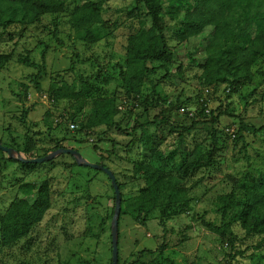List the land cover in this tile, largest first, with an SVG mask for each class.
Wrapping results in <instances>:
<instances>
[{"label": "rangeland", "instance_id": "rangeland-1", "mask_svg": "<svg viewBox=\"0 0 264 264\" xmlns=\"http://www.w3.org/2000/svg\"><path fill=\"white\" fill-rule=\"evenodd\" d=\"M90 1L104 0H69L61 13L44 16L38 23H15L7 30L0 29V54L12 55L9 64L0 70V142L11 146L23 159L43 157L60 145L76 150L91 165L108 168L119 184L121 212L144 188L143 182L132 178L134 163H149L178 179L187 203L181 206L180 216L166 221L165 230L162 201L146 227L136 224L129 214L120 213L118 264L153 262L158 254L150 255L148 251L160 249L163 244L165 255L177 264H264V246L258 248L259 237H248L238 223L230 228L234 248L247 253L235 261L228 258L230 236L222 239L202 223L221 225L220 196L239 192L248 181L264 182V130L251 129L264 127V61L254 67L250 85L236 91L224 85L206 94L199 66L213 27L208 25L200 36L178 45L177 35L193 3L164 0L167 37L180 64L150 65L156 71L146 77L142 98L125 105L115 120L128 135L105 127L84 129L94 100L113 96L121 99L127 39L151 23L144 15L132 19L128 16L137 0H106L104 22L98 27L103 39L84 44L75 39L71 15L76 5ZM249 26L251 32L264 27V10L251 18ZM25 57L39 68L20 64L19 58ZM39 72L42 76L36 78ZM87 80L92 91L81 114L73 111L69 101L56 103L49 95L53 83L79 85ZM155 93L164 100L151 107ZM25 109H30V114L23 124ZM225 110L233 111L234 118L223 116L213 123L211 112L216 116ZM241 121L248 127L243 132L246 146L230 134L234 131L236 135ZM71 122L77 126L73 132L67 127ZM143 132L159 141L156 155L151 156L140 143ZM196 149L203 153L213 150L212 164L184 176L181 166L191 161ZM9 159L6 153L0 154V215L16 199L34 201L35 196L21 188L26 184L39 187L49 181L52 205L25 240L11 247H3L0 240V264H112L116 196L109 177L78 165L74 157L67 155L33 170Z\"/></svg>", "mask_w": 264, "mask_h": 264}, {"label": "trees", "instance_id": "trees-1", "mask_svg": "<svg viewBox=\"0 0 264 264\" xmlns=\"http://www.w3.org/2000/svg\"><path fill=\"white\" fill-rule=\"evenodd\" d=\"M68 1L0 0V29L7 30L15 23L24 25L38 23L44 16L61 13ZM104 1H90L75 6L71 18L77 41L91 45L103 39L98 27L104 22ZM163 1L137 0L136 4L128 11V16L131 19L144 15L151 20V23L150 25H143L127 39L121 99L118 100L113 96L103 100H94L90 114L83 126L84 129L105 127L107 131L115 130L119 135H128L129 133L123 130L115 120L121 114L119 108L124 102L133 104L142 98L146 77L156 71V68H150V65L159 64L161 67H167L168 65L180 64L178 54L169 45L167 27L164 21ZM188 1L193 3V7L186 12L185 19L181 24L182 28L177 35V44H186L190 39L200 36L208 25L213 27L211 42L205 48L204 59L199 66L202 72L200 83L204 90L219 89L225 85L236 91L250 85L254 79V67L260 61H264V27L251 32L249 25L251 18L255 19L256 15L264 10V0ZM54 36H57L56 31H54ZM189 58L192 61L190 55ZM11 59V54H0V70L9 64ZM19 63L27 67L39 68L28 57L19 58ZM179 66L182 67V65ZM41 76L42 72H39L36 78ZM91 91L92 87L88 80L79 85H68L65 82H60L51 85L49 95L56 103L61 100L69 101L73 111L81 114L87 106V97ZM162 100L164 99L155 93L149 105L154 107ZM119 101H122L120 105ZM167 103L173 106L171 101L168 100ZM174 105L176 107V104ZM29 114L30 109L23 110L21 115L23 124H25ZM211 115L214 116L213 123L219 122L223 116L234 118L233 111L226 110L219 112L216 116L211 112ZM72 123L76 124L71 122L69 125ZM240 124L234 139L237 138L238 142H242L246 146L243 132L248 127L242 121ZM67 127L69 128L68 125ZM251 129L257 132L264 130V127L258 130L254 127ZM181 136L179 137L180 141L183 140ZM140 143L143 148L150 152L151 156L157 154L160 144L156 137L143 132ZM0 144L11 148L2 142ZM58 150H65V148L56 145L43 157H47L50 153ZM0 152V154H5L1 150ZM213 154V150L203 153L202 149H196L191 161L182 164V174L188 176L201 168L210 167ZM67 156L73 159L72 156ZM33 159L35 158L31 156L26 160ZM9 160L18 163L26 170H33L38 166L23 164L15 159ZM54 162L51 161L45 165L54 164ZM132 178L134 181L143 182L144 188L140 190L136 198L127 202L126 210H122L121 216L129 214L136 224L146 227L147 222L160 207L162 201L164 202L162 227L165 230L166 221L182 214L180 208L187 203V197L175 176L149 163L136 162L133 165ZM21 188L25 193L34 195L35 199L32 203L25 199H16L10 204L6 212L0 215V240L3 247H11L25 240L35 227L43 221L52 205V186L49 181L43 182L39 187L26 184ZM218 200L221 225L216 226L205 221L202 223L207 230L219 235L222 239L230 236L231 253L228 258L235 261L238 257L245 258L247 253L246 250L236 251L234 248V240L232 239L235 237L230 232V228L235 223L240 225L248 237H259L258 248L263 247L264 182L248 181L241 186L239 192L233 191L222 195ZM164 248L165 245L163 244L160 249L148 251L150 255L157 253L158 257L153 262L144 264H177L175 260L165 255Z\"/></svg>", "mask_w": 264, "mask_h": 264}, {"label": "water", "instance_id": "water-1", "mask_svg": "<svg viewBox=\"0 0 264 264\" xmlns=\"http://www.w3.org/2000/svg\"><path fill=\"white\" fill-rule=\"evenodd\" d=\"M0 150L6 153L10 158L15 159L23 164H34V165L49 163L60 155H70L75 158L78 165L104 172L109 177L116 196V202H115L116 207L114 211L113 228H112V264H118V231H119V217L121 213V192L116 177L112 173V171H110L108 168L102 165H91L87 163L76 150H71V149L58 150L47 157L33 159V160L23 159L12 148L4 147L1 144H0Z\"/></svg>", "mask_w": 264, "mask_h": 264}, {"label": "built area", "instance_id": "built-area-1", "mask_svg": "<svg viewBox=\"0 0 264 264\" xmlns=\"http://www.w3.org/2000/svg\"><path fill=\"white\" fill-rule=\"evenodd\" d=\"M211 91H212L211 89H206V90H205V93H206V94H210ZM125 105H127L126 102H124V103L120 106L119 109L122 111V110L124 109V106H125ZM180 110H181V112H183V113L185 112V109H184V108H181ZM69 129H70L71 132H73L74 130L77 129V126H76L75 124L72 123V124L69 125ZM230 134H231V136H232L233 138H235L234 131H231Z\"/></svg>", "mask_w": 264, "mask_h": 264}]
</instances>
